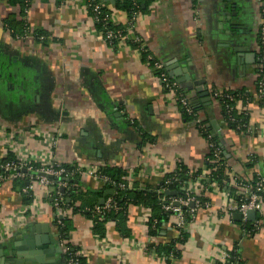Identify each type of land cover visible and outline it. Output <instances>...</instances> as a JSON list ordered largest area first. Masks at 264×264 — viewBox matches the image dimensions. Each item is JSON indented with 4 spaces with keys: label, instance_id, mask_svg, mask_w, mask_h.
Segmentation results:
<instances>
[{
    "label": "crops",
    "instance_id": "crops-1",
    "mask_svg": "<svg viewBox=\"0 0 264 264\" xmlns=\"http://www.w3.org/2000/svg\"><path fill=\"white\" fill-rule=\"evenodd\" d=\"M117 1L99 0L126 28L115 47L104 41L77 0H34L32 33L22 40L5 29L20 10L0 2V163L11 154L79 166L83 173L76 191L83 196L74 202L77 208L104 189L93 178V169L124 170L130 189L157 186L181 164L203 170L207 141L198 123L186 121L175 99L163 92L144 59L146 51L171 70L179 89L198 108L199 120L219 127L215 130L230 178L264 175V103L253 57L259 0H155L130 28V16L117 9ZM215 89L249 95L248 102L236 103L249 116L247 132L226 125L221 105L211 97ZM252 158L256 162L248 167ZM18 187L0 185V219L31 203L24 202ZM187 189L197 196L203 193L208 201L185 229L188 238L174 264H222L223 255L235 247L243 264H264V225L249 232L243 220H236V212L228 211L230 198L216 185L209 191L200 180L190 181ZM34 196L36 209L27 210L13 238L0 239V264H27L32 253H39L42 262L30 264H66L52 200L43 189ZM66 210L65 219L73 224L69 245L87 264H165L156 248L178 236L176 215L158 236H150L152 212L145 207L131 206L123 225L106 222L103 237L86 214ZM258 217L264 220V209L254 224ZM52 238L55 253L48 244Z\"/></svg>",
    "mask_w": 264,
    "mask_h": 264
},
{
    "label": "trees",
    "instance_id": "trees-1",
    "mask_svg": "<svg viewBox=\"0 0 264 264\" xmlns=\"http://www.w3.org/2000/svg\"><path fill=\"white\" fill-rule=\"evenodd\" d=\"M99 1V0H98ZM155 0H118L116 3V7L119 10L125 11L129 14L130 19L134 17L135 14H142L145 13L149 6L153 4ZM0 2H4L7 5L17 7L20 11L17 15V18L10 17L5 24V29L7 32L10 33V36L16 38L17 36H25L27 35V30L29 29L30 25L29 22L25 19L26 18V10L30 9L33 0H0ZM196 3V0H193V4ZM104 13L108 14L105 10ZM90 16H94L93 12L89 11ZM133 23V22H132ZM96 28L100 32H105V30H112V31H121V36L125 35L126 28L124 29L121 26L115 27L112 24L106 25L104 23H98L95 25ZM41 37V36H40ZM119 39H115L113 43L109 46L115 47L120 42ZM135 48H139V45H134ZM144 59L147 62H153L149 60L148 53L143 51ZM231 98H217L214 99L221 105V115L223 117L224 122L226 125L233 131L238 133H245L249 129V116L248 114H238L236 111V103L237 101L248 102L249 95L244 92H229ZM264 103V97L261 100ZM177 106L181 112L182 117L186 121H196L198 131L200 135L207 141L208 147L209 145H213L212 149H210L206 162L204 165V169L202 170H191L184 166L183 164L179 165L177 170L172 174H167L162 182L157 186H146L144 189H140V187L136 186L134 189L128 188V185L123 178L127 176L126 172L122 169H115V168H102L99 169V174L102 176H106L110 179V182L105 184L104 189L98 193L90 202L87 201L83 202V208L74 207V202L78 199H82L83 195H79L76 191V183L80 179V174H76V165L65 164L62 165L63 168L66 170V174L62 176V179L68 183V188L64 191L65 195V206L68 209H72V211L82 212L87 215L90 219L94 220L95 222V231L99 234L100 237L104 236V224L108 221H116L118 224L124 223L127 218L128 210L131 206L133 207H145L152 212V216L148 223V230L150 236H158L160 231L162 230V225L169 221V217L171 216L170 212H165L163 209L164 202L162 201V197L170 198L173 197L171 195L172 192H175L176 195L174 196H182V189L187 187L188 182L198 180L201 181V184L204 187L211 191L212 186L216 185L221 191L228 192L229 198L232 201L242 203L248 200L247 196H240L238 194V190L232 186L233 182H236V178L231 179L229 176V168L227 165V159L224 154V148L221 145V137L220 134L213 128V126L206 120L200 121L199 120V110L195 106L192 105L193 115H189L183 108ZM216 153H219V159L215 157ZM15 157L9 154L6 158L1 160L0 164L5 162L14 161ZM256 160L252 158L251 163L248 165L253 166ZM35 169H40V164H33ZM205 172L208 174L204 175ZM74 173V176L71 177L70 174ZM264 175L256 176L253 180H248L246 185L249 186L252 192L258 193L264 199V190L258 192L257 185L260 179L263 178ZM51 181L54 184H58L57 178H52ZM169 184H166L167 182ZM17 186H25L26 180L21 182H16ZM125 185V186H124ZM166 188L168 190L167 193L159 194L158 191ZM107 190L113 191L112 195L106 197V200L112 198L117 205L119 206L120 210L118 211H108L105 212L102 216V220L99 215H97L94 211L96 206H100L99 198L105 197V192ZM194 195V194H193ZM197 200L204 205L205 201H208L206 198H203V193L197 196L194 195ZM24 202L30 203L31 196L24 195ZM201 206V207H202ZM183 213L185 216L186 228L189 223H191L194 218L190 214L189 209H183ZM245 228L249 230L252 234L256 232V224L254 222L250 223L247 221L245 223ZM73 224L72 220L64 219L63 220V227H61L60 232L63 234L65 240L68 241V234L72 231ZM178 236L169 242L165 246H158L156 248V252L159 256L164 260L165 264H174V262L180 259L182 252L181 246H183L187 241V234L185 230L175 228ZM231 259L229 264H243L241 256L239 254L238 248H234L233 251L230 253ZM69 258H75L79 264H87L85 258L76 250L71 248L69 251Z\"/></svg>",
    "mask_w": 264,
    "mask_h": 264
},
{
    "label": "built area",
    "instance_id": "built-area-1",
    "mask_svg": "<svg viewBox=\"0 0 264 264\" xmlns=\"http://www.w3.org/2000/svg\"><path fill=\"white\" fill-rule=\"evenodd\" d=\"M34 1V0H33ZM78 2L82 3L83 9L86 13L89 14V11L93 12L94 16H91V18L94 21V24L98 23H104L106 25L112 24L115 27H118L119 25L116 23L115 19L110 15L109 13L105 14L104 6L98 1V0H77ZM193 1V0H192ZM29 13L30 9L26 10V20L29 22ZM139 16V14H135L133 18L130 19L129 28L133 25L136 18ZM258 27L256 30V40H255V54H256V72L257 76L259 78L258 81V94L260 98L262 99L264 97V0H259V9H258ZM133 22V23H132ZM128 28V29H129ZM32 29L31 26L27 30V35L25 36H17L15 39L22 40L26 37L28 38L31 36ZM104 41L108 45H111L115 39L122 40L124 39V36H121V31H112V30H105V32H101ZM10 35V33L8 32ZM40 39H44V37H40ZM149 60L153 61L150 62V68L154 72L157 80L159 81L163 92H165L167 95L173 97L176 101V103L179 104L181 108H183L189 115H193V109L192 104L185 95L183 91L179 89L178 84L169 77L167 74L165 67L162 62L155 59L154 57L149 56ZM211 97L213 99L217 98H231V95L228 91L224 89H215L211 92ZM238 102V101H237ZM237 105V104H236ZM236 107V111L238 114H245V108L244 107ZM47 138L51 142H55L56 140L50 136H47ZM213 145H209V151L212 149ZM7 157V154L4 156V158ZM215 157L219 159V153H216ZM3 158V159H4ZM40 164V169H35L33 167V164ZM27 170L26 173H24L22 170ZM76 174H82L83 169L79 166H76ZM45 173L47 176H51L53 178H57L58 184H54L51 179L47 177H42L39 175H33L31 173ZM92 176L95 180L101 181L103 184H107L110 182V179L106 176H102L99 174V169H93L91 171ZM66 174V170L63 168V166L59 163L53 162V161H45L40 162L34 158H31L30 156L26 155H20L15 158L14 161L5 162L3 164H0V185H2L5 182H21L26 180L27 185L25 186H19L17 188L20 195H29L31 196V203L27 206H25L24 209H19L10 212L9 214L5 215L3 218L0 219V239L7 238L6 240H9V238H13L14 233L16 232L17 228H19L26 216L27 210L36 209L38 206V201L35 199L34 192L37 189H43L47 196L52 200L53 207L56 211V238L58 239V243L60 248L63 251V254L65 256V263L66 264H79L78 261L75 258H69V251H71V246L69 245V242L64 239L63 234L60 232L61 227H63V220L66 216V206H65V195L64 191L68 188V183L65 182L62 179V176ZM208 174V172H205L204 175ZM71 177L74 176V173L70 174ZM123 180L126 181V177L123 178ZM248 180L244 179H237L236 182L232 183V186L235 187L238 190V194L240 196H247L248 200L242 203H238L235 201H228V211L233 213H239L242 216V220L246 223L248 221V213L251 211L255 212V215H259L262 217L263 209H264V199L261 195L258 193H254L251 191L249 186L246 185ZM168 181L166 184H169ZM125 186V185H124ZM129 188V186H128ZM64 190V191H63ZM264 190V178L260 179L257 185V191L260 192ZM168 190L166 188H163L158 191L159 194L167 193ZM182 196H173L170 198L162 197V201L164 202L163 209L165 212H170L171 215H176L177 221L175 224V228L177 229H186V222H185V216L183 213V209H189L190 214L194 216L196 214L197 210L202 206V203L195 198V196L187 189V187H184L182 189ZM226 195L229 196L228 192H225ZM175 204H179V206H175ZM193 205L194 207H191ZM28 210V211H29ZM118 211L120 210L117 203L112 199H107L103 204L100 206H96L94 211L97 215H99L101 218L99 220L101 221L103 218L105 212L108 211ZM256 230L261 226L264 225V220L260 219V217L256 218ZM233 251V248L228 250L224 255L222 260V264H229V261L231 259V252Z\"/></svg>",
    "mask_w": 264,
    "mask_h": 264
},
{
    "label": "water",
    "instance_id": "water-1",
    "mask_svg": "<svg viewBox=\"0 0 264 264\" xmlns=\"http://www.w3.org/2000/svg\"><path fill=\"white\" fill-rule=\"evenodd\" d=\"M253 57H254V59H256V54H254L253 53ZM166 70H168L169 72L171 71L169 68L168 69H166ZM173 74L170 72L169 73V77H171V78H173ZM176 82L177 83H179V81H177L176 80ZM215 129L216 130H219V127H215ZM24 173H26L27 172V170H22ZM31 174H33V175H39V176H42V177H47V178H49V179H52L53 177H51V176H47L45 173H35V172H33V173H31ZM76 183H78V182H76ZM64 191V190H63ZM112 193H113V191H109L108 192V194L109 195H112ZM171 195H176V193L175 192H172L171 193ZM103 201V200H102ZM102 204H103V202H102ZM175 206H179V204H175ZM191 207H194L193 205H191ZM235 218H236V220L237 221H242V216H241V214H239V213H236L235 214ZM248 220L249 221H251V222H253L254 220H255V212L254 211H251V212H249L248 213ZM48 244H49V246H50V252L51 253H55V241H54V239L52 238V239H50L49 241H48ZM30 246H33V245H30ZM49 248V247H48ZM35 254V253H34ZM32 255H33V253L29 256V257H26V262H27V264H30V262H42V260H41V258H40V254L39 253H36V257H32ZM39 256V257H38Z\"/></svg>",
    "mask_w": 264,
    "mask_h": 264
}]
</instances>
